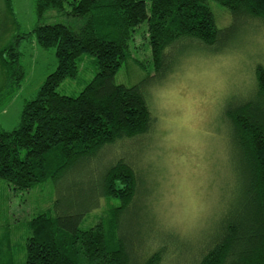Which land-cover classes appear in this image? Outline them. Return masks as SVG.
<instances>
[{
    "label": "trees",
    "instance_id": "obj_1",
    "mask_svg": "<svg viewBox=\"0 0 264 264\" xmlns=\"http://www.w3.org/2000/svg\"><path fill=\"white\" fill-rule=\"evenodd\" d=\"M66 2L72 4L73 15L84 18L82 25L41 23L0 49V95L18 89L26 77L19 49L24 38L32 36L41 47L55 48L58 59L38 95L25 103L19 127H0V178L15 189L30 190L58 180L84 159L105 152L109 156L99 178L84 188L86 193L58 199L54 208L30 220L24 264H162L161 250L146 259L135 252L140 239L131 216L145 192L144 179L131 155L112 156L122 141L131 147L130 141L146 137L157 119L147 87L117 83L116 75L126 61H137L132 49L142 23L147 24L154 76L164 77L179 62L183 41L215 47L231 40L239 18L264 21V0H36L37 14L42 19L49 9L63 10ZM218 7L233 14L236 23L221 26ZM11 11V0H0V29L4 13L10 17ZM86 55L94 56V77L77 95L61 93L59 86L78 76ZM256 78L258 98L228 110L250 181L241 204L198 252L195 264H264L263 67ZM101 198L118 203L83 227L86 213L100 206ZM0 264H15L3 246Z\"/></svg>",
    "mask_w": 264,
    "mask_h": 264
},
{
    "label": "rangeland",
    "instance_id": "obj_2",
    "mask_svg": "<svg viewBox=\"0 0 264 264\" xmlns=\"http://www.w3.org/2000/svg\"><path fill=\"white\" fill-rule=\"evenodd\" d=\"M11 2L12 14L4 13L0 29V49L41 23L79 27L84 22L71 13L69 2L63 10L49 9L42 19L36 0ZM217 15L221 26L236 23L226 9L218 7ZM236 25L233 38L215 47L183 41L172 72L156 77L147 24L142 23L135 31L132 49L137 61H126L116 75L117 83L147 87L149 107L157 119L146 137L130 141L131 147L122 141L112 155H131L129 160L144 179L145 192L131 216L134 235L140 239L135 252L143 259L161 250L162 264H195L198 252L208 247L241 204L250 173L244 167L228 110L259 96L256 75L259 67L264 68V21L243 17ZM19 49L26 77L18 89L0 95V127L5 130L19 127L25 103L38 95L58 65L55 48L41 47L35 37L24 38ZM95 72L94 56L86 55L78 76L63 81L58 90L77 95ZM108 156L105 152L84 159L58 180L30 190L15 189L0 178V246L15 264L26 262L30 220L54 208L58 199L63 202L86 193L84 188L99 178ZM112 203L118 201L101 198L100 206L86 213L82 226L95 224Z\"/></svg>",
    "mask_w": 264,
    "mask_h": 264
}]
</instances>
